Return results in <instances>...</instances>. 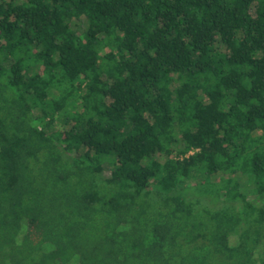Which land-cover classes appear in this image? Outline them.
<instances>
[{
    "label": "trees",
    "instance_id": "1",
    "mask_svg": "<svg viewBox=\"0 0 264 264\" xmlns=\"http://www.w3.org/2000/svg\"><path fill=\"white\" fill-rule=\"evenodd\" d=\"M0 264H264V0H0Z\"/></svg>",
    "mask_w": 264,
    "mask_h": 264
}]
</instances>
